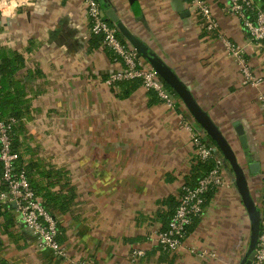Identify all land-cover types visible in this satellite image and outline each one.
Listing matches in <instances>:
<instances>
[{"label": "crops", "instance_id": "obj_1", "mask_svg": "<svg viewBox=\"0 0 264 264\" xmlns=\"http://www.w3.org/2000/svg\"><path fill=\"white\" fill-rule=\"evenodd\" d=\"M106 1L188 87L237 155L260 163L259 174L248 177L258 207L264 176L258 96L264 87L242 82L236 62L185 0ZM205 1L220 31L245 47L251 69L264 77V43L249 41L227 0ZM5 2L11 13L0 15V65L12 104L4 111L18 120L19 164L41 193L70 202L68 211L55 213L68 257L92 264H245L251 224L227 168L228 183L206 197L183 247L168 253L156 242L181 187L204 172L182 126L194 121L183 102L169 109L137 82L109 88L104 79L122 65L90 34L81 0H29L16 8ZM137 250L143 255L132 262ZM201 251L216 256L195 254ZM0 264L66 262L38 247L15 212L0 209Z\"/></svg>", "mask_w": 264, "mask_h": 264}, {"label": "built area", "instance_id": "obj_2", "mask_svg": "<svg viewBox=\"0 0 264 264\" xmlns=\"http://www.w3.org/2000/svg\"><path fill=\"white\" fill-rule=\"evenodd\" d=\"M13 2L15 8L28 4L29 0H5ZM93 37H99L101 45L110 54L115 63L122 67L108 74L104 83L112 89H118L125 82H139L147 91L153 92L161 103L169 109H175L180 98L169 89L149 63L141 58L129 43L120 37L118 28L105 14L98 0H81ZM192 9L200 25L207 33H215L226 53L236 62L242 76V82L255 88L264 87V77L256 75L246 57L245 47L228 39L219 29L209 4L205 0H185ZM0 3V15L9 10ZM227 10L240 20L249 41L264 43V5L261 0H227ZM1 79V72H0ZM258 99L264 108V92ZM18 120L14 116L0 118V209L15 212L18 223L26 226L33 233L38 247L48 249L62 258L66 264H92L86 259L68 257L66 249L59 241L57 219L44 207L40 197L31 186L25 170L20 166V153L14 147V135ZM182 126L190 135L197 161L209 165L193 185H183L175 209L165 229L156 237L158 247L163 252H175L183 247L188 228L204 210L206 197L228 183L224 172L229 166L214 145L206 140L205 133L195 121L183 120ZM260 212V230L251 264H264V176L258 201ZM190 252H195L193 249ZM200 257L216 255L201 251L195 253ZM143 251L133 252L132 262Z\"/></svg>", "mask_w": 264, "mask_h": 264}, {"label": "water", "instance_id": "obj_3", "mask_svg": "<svg viewBox=\"0 0 264 264\" xmlns=\"http://www.w3.org/2000/svg\"><path fill=\"white\" fill-rule=\"evenodd\" d=\"M99 1L104 5L106 17L116 25L119 33L136 50L138 55L151 65L161 80L180 98L200 129L215 144L214 151L219 152L228 164L232 174V183L240 196L251 224V245L245 258V264H251L260 230V212L250 191L248 177L249 175L255 176L259 174L260 163L253 160L248 161L249 158L245 155L243 156V163L238 161V155L232 147L231 142L210 118L208 113L198 105L188 87L180 80L176 73L155 52L150 50L144 42L128 30L106 0ZM234 126L239 136L238 140L240 144L242 147H247L242 125L236 123Z\"/></svg>", "mask_w": 264, "mask_h": 264}, {"label": "trees", "instance_id": "obj_4", "mask_svg": "<svg viewBox=\"0 0 264 264\" xmlns=\"http://www.w3.org/2000/svg\"><path fill=\"white\" fill-rule=\"evenodd\" d=\"M262 1V4L264 3V1L263 0H261ZM98 2L101 4V6H102V9L103 10H105V8H104V5H103V3L102 2H100L99 0H98ZM108 3V2H107ZM264 5V4H263ZM119 35H120V37H122L123 38V36L119 33ZM98 38V40L100 41V38L99 37H97ZM124 39V38H123ZM94 40L96 41V37H94ZM0 72H3V68L1 69V65H0ZM4 75H2V73H1V79H0V118L1 117H7V116H12V114H13V116L14 115H16V114H14V113H7L6 111H4V106L6 105V104H12L11 102V99H10V97H12L11 96V93H8L7 92V89L5 90V86H4ZM127 83H130V82H125V83H122V85H124V84H127ZM133 83H135V82H133ZM138 84H139V82H137ZM166 85V84H165ZM167 86V85H166ZM168 87V86H167ZM169 88V87H168ZM169 89H171V88H169ZM172 90V89H171ZM172 92H173V90H172ZM15 132L17 133L18 132V129H16L15 130ZM206 138V140L209 142V144H213V145H215L210 139H209V137H205ZM14 147H17V142H16V136L14 137ZM238 161L240 162V163H243V157L242 156H239L238 155ZM21 164V163H20ZM199 164L204 168L203 169V171L204 172H206L208 169H209V165H206V164H203V163H200L199 162ZM20 166H22V164L20 165ZM23 167V166H22ZM23 169L25 170V172H26V174H27V176H28V179H29V181H30V183H31V186H32V188L34 189V191L36 192V194L39 196V197H41L42 198V203H43V205H44V207L56 218V214L55 213H57V214H63V213H65L66 211H68V207H69V205H70V202H65V203H62V202H58L57 201V199H51L50 197H49V195L47 194V193H41V190H40V186H38L36 183H35V180L33 179V178H31V173L29 172V170H27L26 169V166L25 167H23ZM203 172V173H204ZM256 176V175H255ZM254 177V176H253ZM209 196V195H208ZM57 209V210H56ZM55 210H56V212H55ZM60 241V240H59Z\"/></svg>", "mask_w": 264, "mask_h": 264}]
</instances>
